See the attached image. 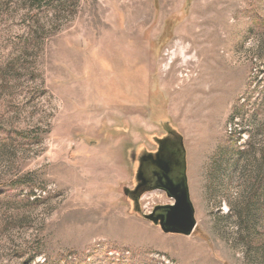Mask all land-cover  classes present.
<instances>
[{
  "label": "rangeland",
  "instance_id": "obj_1",
  "mask_svg": "<svg viewBox=\"0 0 264 264\" xmlns=\"http://www.w3.org/2000/svg\"><path fill=\"white\" fill-rule=\"evenodd\" d=\"M199 26L228 58L205 96L182 87ZM162 123L184 143L190 236L124 193ZM0 264H264V0H0Z\"/></svg>",
  "mask_w": 264,
  "mask_h": 264
},
{
  "label": "flooded vegetation",
  "instance_id": "obj_2",
  "mask_svg": "<svg viewBox=\"0 0 264 264\" xmlns=\"http://www.w3.org/2000/svg\"><path fill=\"white\" fill-rule=\"evenodd\" d=\"M160 131L159 135L152 137V145L149 148L132 155L135 173L137 174L138 171L142 173V181L135 180L133 188L124 191L136 211L140 209L138 202L143 195L155 191L164 194L170 203L155 205L149 213L153 214V218L161 217L167 210V206L174 204L173 199L169 198L161 189L165 180H171L177 184L183 177H186L185 149L182 137L166 123H162ZM158 159L166 164L165 174L161 172L155 162Z\"/></svg>",
  "mask_w": 264,
  "mask_h": 264
},
{
  "label": "bare ground",
  "instance_id": "obj_3",
  "mask_svg": "<svg viewBox=\"0 0 264 264\" xmlns=\"http://www.w3.org/2000/svg\"><path fill=\"white\" fill-rule=\"evenodd\" d=\"M208 34H209V31L206 32L201 27L198 28V31H196L193 34L194 35L193 36V39H194L193 42L196 43V41H197L198 44L204 45V46H201L200 48H198L196 50H195L194 44H190L189 43V45L186 48L185 47L182 48V46L184 45L185 41L184 40H180V43L178 42L179 43V45H178L179 46L178 47L179 48V52H180L181 48L183 50L185 49V51L187 50L188 53H190L193 50H195L194 55H192V57L189 58V62L186 63V65L188 66V67L187 66L186 67L191 69V73H192V71L197 72V75L195 74L192 77L188 76L187 78L182 79V87L184 88V87L188 86V88H192V90H191L192 92L191 93H192L193 96H194V94H196V95L198 94V96H199V94L201 95L203 91H204V93H203L204 95L203 96H205V94H211L212 95V94H215L216 92H218L220 90L221 91H223L225 89L227 90L228 87H229V86L226 87V82L228 80L226 78V71L228 70L227 69V63H226L228 58L225 57L226 56V53H225L226 49L224 48V52L222 53V55H218V49H219L218 47L219 46H218L217 38H214L213 40L212 39L209 40V37H208L209 35ZM175 46L177 47V45H175ZM176 47H174V48H176ZM168 55H170V54L168 53ZM185 55H187V54H185ZM174 66H175V64H174ZM176 72H177V70L175 68L171 67L169 69V71H168V74L171 75V77L174 79L175 75H173V74L176 73ZM228 72L230 73V71H228ZM175 81H174V83H175ZM205 84H210L207 90L205 89V87H203ZM189 90L190 89H188V91ZM184 93H186V92H184ZM183 95H182V97H183ZM196 95H195V97H196ZM185 96H186V94H185ZM188 96L190 98V95H188ZM210 99H213V98L211 97ZM214 101H215V99H214Z\"/></svg>",
  "mask_w": 264,
  "mask_h": 264
},
{
  "label": "water",
  "instance_id": "obj_4",
  "mask_svg": "<svg viewBox=\"0 0 264 264\" xmlns=\"http://www.w3.org/2000/svg\"><path fill=\"white\" fill-rule=\"evenodd\" d=\"M155 162L161 172L165 174V162L159 159ZM135 180L137 182L142 181V173L140 171L137 172ZM161 189L174 201L173 205L167 206V210L161 217L153 218L152 213L143 214L140 213V209L138 211L134 209V212L140 215L143 220L158 227L164 234L190 236L196 227V221L194 218V209L189 197L186 177H183L177 184L166 179Z\"/></svg>",
  "mask_w": 264,
  "mask_h": 264
},
{
  "label": "trees",
  "instance_id": "obj_5",
  "mask_svg": "<svg viewBox=\"0 0 264 264\" xmlns=\"http://www.w3.org/2000/svg\"><path fill=\"white\" fill-rule=\"evenodd\" d=\"M172 34V33H171Z\"/></svg>",
  "mask_w": 264,
  "mask_h": 264
}]
</instances>
